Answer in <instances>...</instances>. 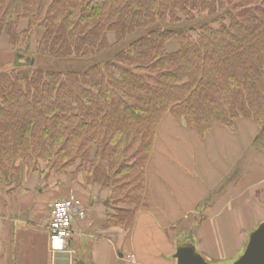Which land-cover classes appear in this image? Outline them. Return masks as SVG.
Segmentation results:
<instances>
[{
    "label": "trees",
    "instance_id": "16d2710c",
    "mask_svg": "<svg viewBox=\"0 0 264 264\" xmlns=\"http://www.w3.org/2000/svg\"><path fill=\"white\" fill-rule=\"evenodd\" d=\"M112 34L125 45L101 58ZM0 39L39 58L0 70V181L106 188L105 226L129 228L145 205L167 114L202 137L239 120L264 130V0H0Z\"/></svg>",
    "mask_w": 264,
    "mask_h": 264
},
{
    "label": "crops",
    "instance_id": "0c3cea01",
    "mask_svg": "<svg viewBox=\"0 0 264 264\" xmlns=\"http://www.w3.org/2000/svg\"><path fill=\"white\" fill-rule=\"evenodd\" d=\"M250 122L215 126L199 138L167 114L145 167V205L129 228L105 226L106 188L56 176L43 187L42 176L24 174L19 188L0 190V264H124L129 254L137 264H176L177 244L191 229L200 254L221 262L237 258L260 223L253 225L242 192L264 183V143L257 147L262 156H241L253 146L256 127ZM60 194L79 199L84 216H74L67 247L52 251L49 213ZM207 195L212 199L205 201Z\"/></svg>",
    "mask_w": 264,
    "mask_h": 264
},
{
    "label": "rangeland",
    "instance_id": "374dc122",
    "mask_svg": "<svg viewBox=\"0 0 264 264\" xmlns=\"http://www.w3.org/2000/svg\"><path fill=\"white\" fill-rule=\"evenodd\" d=\"M39 34L40 32H36L33 34V39L31 40V42L28 43V47L27 49L30 51V54L33 50V41L39 37ZM110 42L112 43L111 45L113 46L114 45V35L112 34L111 35V38H110ZM125 45V42L117 45L115 44L113 46V48L109 51H107L106 53H104L102 55L101 58H104V59H107L110 57V54L111 52L114 53L117 49L119 48H122L124 47ZM29 52H27L26 54H23V57L21 58L22 60L19 59V61L21 63H27L28 59H30V61H32V64L35 62H37V64H39L38 62V57H34L33 55L29 56ZM28 57V59H27ZM17 58H19L15 52L13 51L12 48H10V46L8 45V43L6 42L5 39H0V70H9L10 67H12L13 64H16L17 62ZM100 58L98 57H95L93 59H89V60H72V61H64V69L65 68H75V69H84L86 67H88L89 65H91L92 63H95L97 61H99ZM40 61L42 62V57H40ZM53 63H56L57 65L61 64V63H57V62H54V60L51 58V59H47L45 57V59H43V66H46V67H51ZM251 123V122H250ZM248 123V124H250ZM254 130L256 132H254V136H253V139L250 140V143L251 145H253L252 147L251 146H248L247 150H245V152L241 155L244 159L245 158H248L249 155L251 153H255V155L257 157H260L262 156L259 152V150H257L258 146H261L263 144H260V143H264V130L260 131L256 128H254ZM198 135V134H197ZM199 138H202V136L198 135ZM168 139H169V136H167ZM261 151L263 152L264 149L261 148ZM208 152V151H207ZM209 154V153H208ZM36 175L38 176H42V179H41V185L43 184V181H45L44 183L48 185V181L50 180V178H46L45 175H41V173H36ZM22 178V175L21 173H19V175H13L11 181L13 182L14 186L12 185H6L4 182H1V186H0V190H3V188H11V189H17L19 188L22 184H23V179ZM43 184L44 186L43 187H46L47 185ZM255 190V191H253ZM242 191V190H241ZM245 194L246 193V196H247V199H248V206L250 207V209L252 210V218L255 219V221L253 222V225H257L259 222L263 221L264 220V183L260 182V184L255 187L254 189V185L249 189V190H246L242 192V194ZM109 194V193H108ZM243 194V195H244ZM68 196V197H67ZM109 196V195H108ZM212 195H207L206 196V199L205 201L209 200L210 198L212 199L211 197ZM68 198H76V197H71L69 196L68 194H60L57 198H55V200H58V199H68ZM108 199V198H107ZM106 208L107 209V213L109 212H112V207H111V202L109 201L106 205ZM200 210V208H199ZM262 211V212H261ZM194 215H196V218H198L199 216L203 215L201 212L199 213H195ZM252 224L250 225L249 228H246V231H250L252 230ZM193 229H191L189 232L187 233H183L184 234V237H187L188 239H184L182 241H179V244H182V245H186L187 243H191L195 246L196 248V245H195V242L194 240H192V233ZM196 251L200 254V252L198 251V249L196 248ZM243 253V252H241ZM203 256V258L205 259V261L209 264H232L233 262H235V260H237V258L241 255H237L235 259L233 260H229V261H225V262H221V261H215V260H211L209 258H207V256H205L204 254H201Z\"/></svg>",
    "mask_w": 264,
    "mask_h": 264
},
{
    "label": "built area",
    "instance_id": "2783aa9c",
    "mask_svg": "<svg viewBox=\"0 0 264 264\" xmlns=\"http://www.w3.org/2000/svg\"><path fill=\"white\" fill-rule=\"evenodd\" d=\"M74 216H84L82 203L77 198L54 200L50 206L48 234L52 251H61L67 247ZM124 264H137L129 254Z\"/></svg>",
    "mask_w": 264,
    "mask_h": 264
},
{
    "label": "water",
    "instance_id": "95a60500",
    "mask_svg": "<svg viewBox=\"0 0 264 264\" xmlns=\"http://www.w3.org/2000/svg\"><path fill=\"white\" fill-rule=\"evenodd\" d=\"M16 64L23 63L17 58ZM26 64H32V61ZM105 202L107 203L108 200ZM242 252L232 264H264V220L248 234L247 243ZM173 257L176 259V264H209L191 243L177 244Z\"/></svg>",
    "mask_w": 264,
    "mask_h": 264
}]
</instances>
